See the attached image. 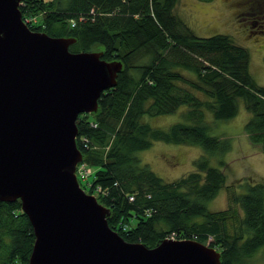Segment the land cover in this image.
<instances>
[{"label": "trees", "instance_id": "obj_1", "mask_svg": "<svg viewBox=\"0 0 264 264\" xmlns=\"http://www.w3.org/2000/svg\"><path fill=\"white\" fill-rule=\"evenodd\" d=\"M250 1L247 18L264 29V0ZM177 2L22 0L20 8L23 17L37 15L29 24L33 30L74 36L71 50L97 47L105 59L124 63L117 85L101 93L98 110L81 112L76 120L81 166L93 165L92 187L106 190L98 200L110 208L109 225L125 239L148 246L171 233L194 238L220 250L221 264H248L264 245V183H247L243 193L230 194L227 208L207 207L226 184L225 173L209 155L232 146L227 137L210 133L207 113L230 119L243 100L251 113L244 131L264 152V85L250 73L246 47L225 33L196 34L174 11ZM181 106L185 121L168 127L141 120L145 113L168 114ZM156 140L198 144L204 153L193 160L192 171L165 180L136 155ZM220 164L227 162L220 159ZM34 240L20 199L0 200V264L26 263Z\"/></svg>", "mask_w": 264, "mask_h": 264}, {"label": "water", "instance_id": "obj_2", "mask_svg": "<svg viewBox=\"0 0 264 264\" xmlns=\"http://www.w3.org/2000/svg\"><path fill=\"white\" fill-rule=\"evenodd\" d=\"M21 3L0 0V200L20 199L33 225L22 264H221V251L197 239L148 246L109 225L110 208L77 178L76 120L98 110L124 63L99 48L71 50L74 36L33 30Z\"/></svg>", "mask_w": 264, "mask_h": 264}, {"label": "rangeland", "instance_id": "obj_3", "mask_svg": "<svg viewBox=\"0 0 264 264\" xmlns=\"http://www.w3.org/2000/svg\"><path fill=\"white\" fill-rule=\"evenodd\" d=\"M250 3V0H178L174 11L187 21L196 34L208 36L225 33L235 43L246 47L250 53V73L258 84L264 85V29L258 27L257 20L250 21L247 18ZM80 18L84 19V16ZM179 70L186 76L193 75L187 69ZM185 109V106H181L176 112L168 114L145 113L141 120L152 126L168 127L171 123L185 121L182 116ZM250 116L243 100H240L237 115L230 119H215L211 112L207 113V119L212 123L210 133L227 137L232 145L227 152L209 155L211 163L221 167L226 176L225 186L215 197L206 201L211 210L227 208L232 204L230 194L243 193L247 183H264V152L249 140L244 131ZM203 153V148L198 144L160 140L154 141L146 149L136 151V155L149 163L165 180H173L192 171L193 160ZM220 159L227 164L220 166ZM81 165L82 162H79L78 167ZM91 168L94 173V166L91 165ZM247 262L264 264V245Z\"/></svg>", "mask_w": 264, "mask_h": 264}, {"label": "built area", "instance_id": "obj_4", "mask_svg": "<svg viewBox=\"0 0 264 264\" xmlns=\"http://www.w3.org/2000/svg\"><path fill=\"white\" fill-rule=\"evenodd\" d=\"M37 19V15H33V14H29L27 16L24 17V20L27 22V24H31L34 23V21ZM74 24V21H73ZM84 140H86V138H83ZM93 174V169L91 168V166H81L78 169V175L79 178L81 180V182L83 183V186L87 189H92V191L96 194L99 193H103L106 192V190L100 186V185H96L95 187H92V180H90V176ZM92 187V188H91ZM130 200L134 199V195H130L129 196ZM175 234L171 233L170 237H174ZM211 238V237H210Z\"/></svg>", "mask_w": 264, "mask_h": 264}, {"label": "bare ground", "instance_id": "obj_5", "mask_svg": "<svg viewBox=\"0 0 264 264\" xmlns=\"http://www.w3.org/2000/svg\"><path fill=\"white\" fill-rule=\"evenodd\" d=\"M218 194V193H217Z\"/></svg>", "mask_w": 264, "mask_h": 264}]
</instances>
